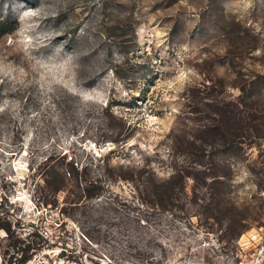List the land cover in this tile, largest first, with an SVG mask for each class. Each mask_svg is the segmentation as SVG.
I'll use <instances>...</instances> for the list:
<instances>
[{
  "label": "rangeland",
  "instance_id": "obj_1",
  "mask_svg": "<svg viewBox=\"0 0 264 264\" xmlns=\"http://www.w3.org/2000/svg\"><path fill=\"white\" fill-rule=\"evenodd\" d=\"M0 264H264V0H0Z\"/></svg>",
  "mask_w": 264,
  "mask_h": 264
},
{
  "label": "built area",
  "instance_id": "obj_2",
  "mask_svg": "<svg viewBox=\"0 0 264 264\" xmlns=\"http://www.w3.org/2000/svg\"><path fill=\"white\" fill-rule=\"evenodd\" d=\"M10 205H16V204H22L24 206V209H37L36 204L38 203L37 200L33 199L32 196L26 193V191L23 188H18L14 190L9 198ZM38 212V210H37ZM38 222V221H37ZM31 226H34L36 223L32 222L30 223ZM39 235L41 238L47 240L51 239L53 236V231L51 230L50 225H44L39 230Z\"/></svg>",
  "mask_w": 264,
  "mask_h": 264
}]
</instances>
